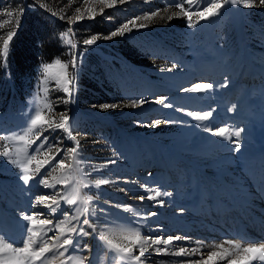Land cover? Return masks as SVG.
<instances>
[{
    "label": "rangeland",
    "instance_id": "rangeland-1",
    "mask_svg": "<svg viewBox=\"0 0 264 264\" xmlns=\"http://www.w3.org/2000/svg\"><path fill=\"white\" fill-rule=\"evenodd\" d=\"M32 1L41 3L43 0ZM184 7L187 9L188 5L185 4ZM60 8H66L69 14L66 18L68 25L69 17L72 21H75L77 15L84 17L71 25V31L68 26L62 32L67 34L62 43L70 46L68 58L64 60L56 57L41 65V76L27 94L25 104H19L15 112L7 115L0 112V133L10 136L6 142L0 141V152L6 147L10 150L8 158L0 156V235L4 236L7 243L21 246L26 234L25 224L28 222L20 217V213L37 211L47 214L46 208L31 209L30 206L36 196L50 195L57 191L69 200L77 199V204H67L62 200L61 210L56 212L55 217L46 215L44 218L54 219L55 222L63 219L62 212H68L71 217L74 209L88 207V218L92 223L102 226L103 235L113 241V245L133 247L134 254H138L134 245L137 232L141 237L156 239L160 236L157 231L159 224L164 219V213L151 206L150 200H139V196L146 195L145 189L140 185L146 183L150 188L159 187L162 191L163 182L167 180L170 170H181L179 162H176V157L183 156L181 152L201 157L202 145L197 141L192 147L189 142L201 137L206 125L213 120L211 117L209 120L199 121L176 109L184 108L197 114L212 110L214 116L223 113V107L230 109L232 105H236L235 111H229L232 116L250 118L256 93L264 101V7L225 5L218 16L209 20L197 23L198 18L193 16L192 23L195 27L191 28L187 26L186 18L182 17L181 9L175 4L166 6V0H127L111 9L99 0H63ZM77 8L80 9L79 12L76 11ZM101 9H104V15L100 14ZM12 10L13 7L7 9L6 16L5 12L0 13L3 15L0 18V40L6 38L10 31L8 27L12 25ZM157 10V16L150 20L143 19L145 13ZM93 15L94 20L88 18ZM135 16L141 17L138 23H146L149 27L112 39L102 38ZM169 16L174 18L169 20ZM92 35L101 38L85 48L83 40ZM69 40L71 44L68 43ZM72 45L77 47L72 49ZM72 52L84 53L82 64L75 71L71 67ZM57 58L60 63H56ZM46 64H51L52 67L42 71ZM192 65L198 73L201 70L204 73L203 80L195 81L213 83V89L204 93H184L180 89L188 81L187 78L179 84L172 83L176 74L181 73L184 77ZM84 70L89 71L101 85L103 94L94 100L82 101L79 98L78 78ZM258 77L260 78L257 79ZM67 80H73L72 91L75 98L70 104L63 103L66 99L63 88L68 86ZM236 84L240 86L241 93L227 102L228 90ZM122 95L123 98H119ZM161 96L167 97V103L173 107L165 108L154 102ZM140 98H145L148 103L132 107L130 102ZM105 103L119 106L101 110L100 106ZM37 111L55 123L61 122L62 113L68 114L71 117L72 135L80 142L79 159L83 160L82 164H77V158L69 154L65 158V167L43 170L48 173L47 182L56 185L55 189L44 188L35 181L26 185L19 179L20 165L27 163L39 143L36 137L40 129H32L30 124L31 117ZM155 119L171 120L174 123L150 127L151 121ZM126 132L140 136L153 151L159 166L149 172L139 170V156ZM17 135H23L24 140H16ZM43 135L48 136L52 144L59 140L60 147L74 146V141L68 138L64 130L46 131ZM32 141L36 144H32ZM54 154L55 148L45 147L36 154V159H51ZM8 159L16 160L17 164L8 163ZM112 159H116L117 163L107 168L102 167ZM89 165L100 170L93 172ZM29 168L34 169L35 162ZM101 178L111 182L99 188L83 187L85 184L93 185ZM65 180L69 181L67 186L62 183ZM89 196L92 199L85 204L84 201ZM56 198L59 199V196ZM124 206H129V210L125 211ZM93 210L94 214H91ZM151 211L157 215L147 216ZM70 226L67 221L62 225L65 228ZM34 230L39 231L40 226H34ZM85 230L90 231L87 226ZM48 235L52 236L53 233L49 232ZM161 236L166 238V235ZM85 238L86 236L80 238L81 245ZM91 240L93 245L89 259L92 264H117L119 253L110 250L96 233L91 234ZM85 251L80 253L70 250L72 259L67 264H79L80 257L86 255ZM46 256V262L42 260L36 264H61V260L65 259L58 255L52 257V254ZM146 256L144 264H159L157 261L165 258V255L154 252ZM0 259L16 261L22 259V256L14 255L8 250ZM119 264L135 262L123 260Z\"/></svg>",
    "mask_w": 264,
    "mask_h": 264
},
{
    "label": "snow or ice",
    "instance_id": "snow-or-ice-1",
    "mask_svg": "<svg viewBox=\"0 0 264 264\" xmlns=\"http://www.w3.org/2000/svg\"><path fill=\"white\" fill-rule=\"evenodd\" d=\"M38 2V0H37ZM100 3H103L107 8H114L117 4H124L127 2V0H99ZM172 4H175V6L179 9H181V15L183 18H186L188 24V27H195V24L192 23L193 16H196L197 23L200 21H206L214 16H218L220 14V10L225 7V5H242L245 8H253V7H264V0H208V3L206 6L201 7L202 0H166V6H171ZM185 4L188 5V8L185 9ZM35 6V5H33ZM41 7H44V5H41ZM21 16L23 15L24 8L21 7L20 9ZM77 12L80 11L79 8L76 9ZM159 10L152 11L149 13H145L143 16V19L150 20L152 17H155L158 15ZM101 15H104V9H101L100 11ZM11 15V14H10ZM55 15V13H53ZM175 15V14H174ZM89 19H95V15L88 17ZM174 16H169L168 19H173ZM179 18V17H177ZM61 19H64V17H61ZM83 16L77 15L75 18V21H72L71 17L68 18L69 21V31H71V25L75 22H79L83 20ZM141 20L140 16H135L132 19L126 20L125 22L121 23L118 27H116L113 31L110 32L109 35L103 36L102 38L112 39L117 36H124L128 33L133 32L134 30H140L149 27L146 23H138V21ZM19 28V22H17V29L14 31H9L7 33V37L3 39L2 45H0V62L7 67L8 58L10 55V47L14 43V38L18 33ZM66 33H62L61 37L63 38ZM101 38L98 35H92L90 38L83 40V46L85 48L87 46H91L96 43V41ZM69 44H71V41H68ZM77 46L72 45V49H75ZM72 61H71V67L75 71L81 64L83 59V52H72ZM79 61V62H78ZM56 63H60L59 59L57 58ZM51 64H46L43 66L42 71L47 68H51ZM67 67V65H65ZM175 67V65H173ZM163 71V70H162ZM168 71H171V69H168ZM225 80L227 81V77H225ZM67 85L63 88L64 93L66 94V99L63 100V103L70 104L74 101V93L72 91L73 86V80H67ZM224 86H227L225 84ZM214 88L213 83L209 82H197L193 83L191 86L182 88L180 91L184 93H204ZM157 104L162 105L165 108H172L173 105L167 103V97L161 96L158 99L154 101ZM132 107L137 106H143L145 103H148V101L145 98H140L137 100H132L131 102ZM119 105L117 104H103L100 106L101 110H107L116 108ZM236 105H232L229 111H235ZM35 111V110H33ZM176 111L183 112L188 116H192L194 119L199 121H205L209 120L212 115L213 111H204L199 114L195 112L188 111L184 108L176 109ZM70 121L71 117L66 114H61V122L55 123L50 122L48 119L45 118L44 115H42L40 112H35V115L31 117L30 124L32 129H40V131L37 133V140H39V143L36 144L35 141H32V144H36L35 148L33 149V154L29 157L27 160V163L20 165V175L19 179L23 181L24 184H29V182L35 181L36 183L40 184L44 188H51L55 189L56 185L49 184L47 182V176L48 173L43 171L45 169H51L55 168L57 166L63 168L65 167V158L67 155L72 154L75 156L76 163L82 164L83 160L79 159V153L81 152L80 142L76 139V136L72 135V130L70 128ZM139 123V122H137ZM164 123H174L171 120H161V119H155L152 120L150 123V127H157ZM176 123H179L177 121ZM57 129L64 130L67 133V136L69 139L74 141V146L71 148H64L60 147V141L57 140L56 144H52L50 142V139L48 136L43 135L46 131H56ZM205 131L209 132L210 134L214 136H220L227 138L230 140V142L233 145V151L239 152L242 149V142H241V136L243 132L245 131L242 127H236V128H225V127H219V128H211V127H205ZM41 136L43 137L41 139ZM10 138L9 134L6 133H0V141H8ZM16 140L23 141L24 136L23 135H17L15 137ZM31 146V145H29ZM47 147L48 149L55 148V154L52 156L51 159H43V160H37L36 154L40 153L42 150ZM10 155V150L6 147L3 152H0V156L8 158ZM57 157H60V159H57ZM8 163H11L13 165L17 164L16 160H7ZM35 162V168L30 169L29 165L33 164ZM117 163L116 159L108 160L106 161L102 167L107 168L109 165H114ZM71 167V166H69ZM89 168L93 172H98L100 169L96 168L92 165H89ZM32 172L33 174H29ZM151 176V173L148 174ZM39 177V179L37 178ZM108 179H98L93 185L85 184L83 187L89 188V187H96L99 188L101 185H105L110 183ZM128 182V181H125ZM62 183L67 186L69 181L65 180L62 181ZM141 188L145 189L146 195L139 196V200L143 202L146 198L150 201L155 202L158 205H163L165 201L163 199H160L162 196H171V192H162L159 187L152 189L148 184H141ZM59 196V199L56 197ZM92 197H87V199L84 201L85 204H87L89 201H91ZM64 201L67 204H77V199H67L63 195H60L59 192L54 191L50 195H40L36 196L34 202L31 204V209H36L37 207L46 208L48 209L47 214L44 212H37V211H30L29 213L21 212L20 217L28 222L25 224V238L22 241V245L17 247L14 243H7L4 236L0 235V256H2L4 253H6L8 250H11L14 254H21L22 259L16 260V261H4L0 259V264H36L37 261H47L48 257L46 254H52V257H56L57 255L59 257H65L64 260H61V264H67L68 261H71L72 256L70 254V250L72 251H78L80 253H83L85 250L88 249V245L80 244V238L89 236L90 234L96 233L98 234V238L102 241H105L106 245L109 247L110 250L119 253L118 262L123 260H131L135 262V264H144V261L147 259L146 254H150L152 252L158 254V255H174V256H183L188 257L184 264H214V258L219 256L221 260L225 259V256L222 254H219L217 252H209L207 260H204L201 258L200 260H192L191 257L198 254L197 248H192L191 251L187 247H180L176 251H170L169 246L173 245L176 241H186L189 244L196 243L199 244L198 241H192L191 237L188 235H168L167 238H163L162 236H158L156 239H151L150 236H140V233L137 232V239L134 242L135 250L138 254H134V248L133 247H123L121 248L118 245H113V241L109 240L107 236L103 235V232L101 231L102 226L92 223V221L88 218L90 212L88 207H84L83 209L76 208L74 209L71 217H69L68 212H62L63 219L58 220L54 222V219L51 218H44L46 215L49 217H55V214L58 210H61V201ZM50 203H46L49 202ZM124 210L128 211L129 206H124ZM179 211L183 213L185 209L180 208ZM103 212V210H101ZM91 214H94V210ZM157 213L152 212L147 214V216H156ZM81 216L84 218L81 219ZM144 217L145 219L147 218ZM67 221L68 224H70V227H62L64 225V222ZM75 222V223H73ZM107 223V221L105 222ZM34 226H40V230L36 231L34 230ZM85 226L91 229V233L89 231L85 230ZM106 230V229H104ZM57 231L59 234L57 235ZM159 231V229L157 230ZM52 232L53 235L49 236L48 233ZM150 240V243H149ZM229 244H233L235 242L228 241ZM146 245V246H145ZM160 245H163L161 247ZM223 245H221L222 247ZM235 247L239 249L241 247L240 244L236 243ZM243 251L246 254L244 258L240 261H233L228 260L227 264H251L252 261L260 260L264 261V244H257V243H248L246 246L243 247ZM66 253L68 255L66 256ZM202 256V253H201ZM79 264H92L91 260L88 256H81L79 259Z\"/></svg>",
    "mask_w": 264,
    "mask_h": 264
},
{
    "label": "bare ground",
    "instance_id": "bare-ground-1",
    "mask_svg": "<svg viewBox=\"0 0 264 264\" xmlns=\"http://www.w3.org/2000/svg\"><path fill=\"white\" fill-rule=\"evenodd\" d=\"M207 3L208 0H202L201 7ZM184 78L188 81L182 88L197 83L195 80H203L204 73L202 70L198 73L192 65L184 77L181 73L176 74L172 83L179 84ZM238 84L228 90L227 102L240 95ZM254 97V109L250 118L232 116L228 108L223 107V113L212 116V122L206 125L213 129L244 128L240 138L241 151H233L230 140L214 136L204 129L201 137L189 142L192 147L197 141L202 145L201 157L181 152L183 156L176 157L181 170L172 168L167 174V180L163 182L162 192H171L172 195L160 197L165 201L163 205L151 201V206L164 213L163 222L158 228L160 236L166 235L167 238L168 235H188L192 241L199 242L189 244L186 241H176L169 246L170 251H176L180 247H187L189 251L197 248L198 254L192 256V260H207L209 252H217L224 255L225 259L221 260L217 256L214 264H227L228 260L240 261L249 255L243 251L248 243L264 244V101L257 93ZM126 133L139 156V170L149 172L159 166L153 151L140 136ZM180 208L185 211L181 213ZM88 230L91 232L90 228ZM228 241L235 243L229 244ZM236 243L241 245L239 249L235 247ZM82 244L88 245L85 256L89 257L93 245L91 234L86 236ZM165 258L157 262L184 264L189 259L174 255H165ZM251 264H264V261L255 260Z\"/></svg>",
    "mask_w": 264,
    "mask_h": 264
},
{
    "label": "trees",
    "instance_id": "trees-1",
    "mask_svg": "<svg viewBox=\"0 0 264 264\" xmlns=\"http://www.w3.org/2000/svg\"><path fill=\"white\" fill-rule=\"evenodd\" d=\"M62 3L63 0H43L41 3L32 0H0V13L5 12V16L7 9L13 7L10 20L12 25L8 29L16 30L19 22L7 67L0 62L1 113H13L19 104H25L27 94L41 76V65L56 57L64 60L68 58L70 46L62 43L61 33L69 26L66 22L69 14L66 8H60ZM21 7L24 8L22 16L19 10ZM2 43L1 38L0 45ZM100 86L99 81L84 70L78 78L79 98L82 101L96 99L103 94ZM119 98H123V95Z\"/></svg>",
    "mask_w": 264,
    "mask_h": 264
}]
</instances>
